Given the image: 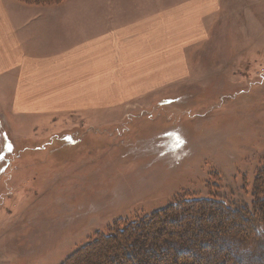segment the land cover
I'll list each match as a JSON object with an SVG mask.
<instances>
[{
  "label": "rangeland",
  "instance_id": "374dc122",
  "mask_svg": "<svg viewBox=\"0 0 264 264\" xmlns=\"http://www.w3.org/2000/svg\"><path fill=\"white\" fill-rule=\"evenodd\" d=\"M223 10L189 80L116 123L34 126L0 111V264H63L114 223L178 199L250 204L264 164V0ZM252 252L264 255V235Z\"/></svg>",
  "mask_w": 264,
  "mask_h": 264
},
{
  "label": "crops",
  "instance_id": "0c3cea01",
  "mask_svg": "<svg viewBox=\"0 0 264 264\" xmlns=\"http://www.w3.org/2000/svg\"><path fill=\"white\" fill-rule=\"evenodd\" d=\"M225 4L0 0V111L34 126L65 116L89 126L116 123L189 80L191 53Z\"/></svg>",
  "mask_w": 264,
  "mask_h": 264
},
{
  "label": "trees",
  "instance_id": "16d2710c",
  "mask_svg": "<svg viewBox=\"0 0 264 264\" xmlns=\"http://www.w3.org/2000/svg\"><path fill=\"white\" fill-rule=\"evenodd\" d=\"M251 196L250 204L236 205L217 198L175 200L148 216L114 223L63 264H190L188 258H199V264H264L262 252L257 262L252 257L264 235V164L253 181ZM175 225L177 229L168 228Z\"/></svg>",
  "mask_w": 264,
  "mask_h": 264
},
{
  "label": "snow or ice",
  "instance_id": "6c2138e0",
  "mask_svg": "<svg viewBox=\"0 0 264 264\" xmlns=\"http://www.w3.org/2000/svg\"><path fill=\"white\" fill-rule=\"evenodd\" d=\"M4 147H6L8 149V151H11V145L10 144H6V145H4Z\"/></svg>",
  "mask_w": 264,
  "mask_h": 264
}]
</instances>
